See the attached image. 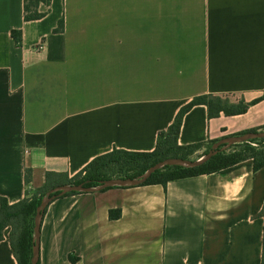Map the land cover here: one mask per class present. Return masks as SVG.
Returning <instances> with one entry per match:
<instances>
[{"label": "crops", "instance_id": "1", "mask_svg": "<svg viewBox=\"0 0 264 264\" xmlns=\"http://www.w3.org/2000/svg\"><path fill=\"white\" fill-rule=\"evenodd\" d=\"M25 1L0 0V201L114 149L153 152L197 96L258 101L216 118L193 107L180 145L264 131V0H51L32 21ZM263 208L252 159L166 187L63 196L44 214L39 263L262 264ZM3 235L0 264H18Z\"/></svg>", "mask_w": 264, "mask_h": 264}, {"label": "trees", "instance_id": "2", "mask_svg": "<svg viewBox=\"0 0 264 264\" xmlns=\"http://www.w3.org/2000/svg\"><path fill=\"white\" fill-rule=\"evenodd\" d=\"M41 4L50 6L51 0H26L25 1V20H39L45 16L46 13H40L38 8ZM63 29V22L59 23L57 31ZM12 37L16 45H22V31L13 30ZM258 100H255L249 104H245L243 101L239 103H232L228 98L224 99L220 96L214 95H201L193 98L188 104L183 106L178 112L175 121L168 130L160 132L157 140L156 149L153 152L140 153L131 152L123 149H114L113 151L98 156L92 160L79 174L73 178H69L68 175L47 173L45 186L38 190L30 197H26L24 200L10 205L6 199L0 201V241L4 239V230L8 227H12V219L19 218L24 224V228L18 240L15 242L13 235L10 236L13 251L18 260V264H31L32 256V231L28 227L30 218L36 212V208L41 203L43 197L51 189L67 184H81L86 183L88 187H96L102 180L111 178H136L145 173L152 165L157 162L173 157H180L188 159L196 150L202 147V144H193L182 146L179 144V135L183 123L184 116L195 106L205 105L208 108V115L210 118L219 117L221 114L226 116H234L243 114L247 111L250 105H253ZM249 132H258V130H249L242 132L238 135L246 134ZM218 140L212 141L214 144ZM260 141L263 143L261 148L251 146L249 142H245L247 145L243 151L233 152L227 154L226 151L218 153L205 165L195 168L187 169L179 166L166 167L165 169L153 174L151 178L144 185L161 184L164 187L168 182L194 177L198 175L211 174L233 165H236L242 161L252 159L254 161V170H259L264 167V139L263 140H251V142ZM29 182V177L26 178ZM109 189V188H107ZM81 193H71L69 195H75ZM48 208V207H47ZM46 208V210H47ZM45 210V212H46ZM121 216V212L110 211L111 219H118ZM260 216L264 218V208L260 213ZM38 264H40L38 262ZM262 264H264V252L262 257Z\"/></svg>", "mask_w": 264, "mask_h": 264}, {"label": "water", "instance_id": "3", "mask_svg": "<svg viewBox=\"0 0 264 264\" xmlns=\"http://www.w3.org/2000/svg\"><path fill=\"white\" fill-rule=\"evenodd\" d=\"M264 131L249 132L242 135H235L222 138L215 142L207 153L197 160L184 159L180 157L166 158L152 165L145 173L136 178H111L102 180L96 187H88L86 183L67 184L57 186L46 193L41 203L36 208L34 216V236L32 243V256L30 263L38 264L40 255V232L46 208L56 199L71 193H94L111 187H137L146 183L153 174L166 167L179 166L187 169H195L208 163L213 157L223 150L251 140H263Z\"/></svg>", "mask_w": 264, "mask_h": 264}, {"label": "rangeland", "instance_id": "4", "mask_svg": "<svg viewBox=\"0 0 264 264\" xmlns=\"http://www.w3.org/2000/svg\"><path fill=\"white\" fill-rule=\"evenodd\" d=\"M249 144H251V146H254L256 148H261L263 146V143H261L260 141H256V142H249ZM213 144H210L208 146H206L205 148H201L196 150L193 154H191L188 159L190 160H197L199 158H201L205 153H207L209 151V149L212 147ZM246 144L242 143V144H236L233 145L223 151H226L227 154H231L233 152H240L243 151L246 148ZM13 226L12 227H8V229L10 230V236L13 235L15 242L18 240V238L20 237L22 230L24 228V224L21 221V219L19 218H15L11 220ZM28 227L29 229L32 231V242L31 245L33 243V236H34V215L30 218L29 222H28Z\"/></svg>", "mask_w": 264, "mask_h": 264}]
</instances>
